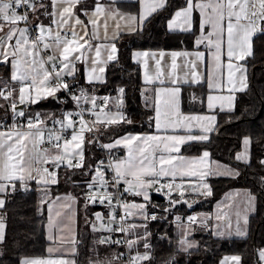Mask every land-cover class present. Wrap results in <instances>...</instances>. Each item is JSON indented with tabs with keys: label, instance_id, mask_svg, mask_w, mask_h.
I'll return each mask as SVG.
<instances>
[{
	"label": "snow or ice",
	"instance_id": "1",
	"mask_svg": "<svg viewBox=\"0 0 264 264\" xmlns=\"http://www.w3.org/2000/svg\"><path fill=\"white\" fill-rule=\"evenodd\" d=\"M81 0H51V6L53 11L47 13L53 17L52 23L56 26L55 30L51 26L37 25L38 34L33 39L30 37L29 28L27 22L29 20V11L35 12L38 7L43 8V4L37 5L36 0H0V62L7 63L11 58V80L18 81L20 87L18 89V102L19 104L25 103H37L41 99L55 96V94L61 89L68 90L69 85L63 82V74L73 76L75 73V63L82 59L87 60L85 51L92 49V44L88 37L87 26L76 15V6ZM141 11L139 13V22L143 23L149 16L157 12L159 9L165 7L166 0H140ZM27 9L22 13L18 10ZM195 9L200 13V28L201 36L197 38L196 44L207 42L209 49L211 50L213 70L209 79L210 88H220V77L223 75L221 69L223 68L222 57H227V85L230 87L228 91H236V79L240 74L241 89L246 87L244 83L245 77L243 73L245 71L241 61H244L247 56L252 54V42L254 36L259 33H264V29L261 28V24H264V0H186V6L177 10L173 18L169 21L168 27L170 29L180 28L181 30H191L192 26V13ZM88 15L87 13H85ZM105 17V34L107 33V19L125 20L129 31H134L133 25L137 22V16L122 15L118 9H106V7L97 2L93 12L90 14L89 23L93 28H97L99 24V18ZM21 23L25 26L20 27ZM80 26L83 29L84 34L80 35L76 31V27ZM210 27V31L204 33L205 27ZM119 29V24H117ZM63 32V35L61 34ZM93 38H97V33H92ZM226 45V52H225ZM41 47L44 50L52 49L55 47L58 50L59 70L58 65L54 63L57 59L56 55H49L45 60L40 55ZM117 49L115 44H112L109 50L108 60L116 59L115 53ZM149 53H135L136 57L148 56ZM153 56L155 54H152ZM161 57L164 53H160ZM189 56L195 55L196 60H202L204 53L196 52L190 53H178L173 52L172 69L173 74L177 67L175 58L177 56ZM101 48L95 47V58L92 60L94 65L88 75L89 82L93 80H99L100 76L96 75L97 68L95 65L100 63ZM47 64L52 65V71L46 67ZM146 64V62H145ZM159 68L160 61H156ZM191 67L195 69V62H190ZM104 69L99 68V72L103 73ZM160 73H157L159 77ZM193 79L197 77L195 71L192 72ZM53 79L56 80L55 85H52ZM146 80L151 78L146 74ZM52 85V86H50ZM7 84L4 88H0V97L4 100H8L13 96L15 89L7 90ZM123 92V89H120ZM179 88H160L157 89L156 95V116L155 127L158 133L162 134H141L132 135L128 134L120 139H117L114 144H106L103 147L112 149L118 145H122L127 150V155L124 158L110 161L107 165L114 175L112 177L113 187H118L123 182L127 187L126 192H131L136 196H143L145 201L149 200V189L153 186L160 184L161 177H171L173 181L177 177H196L199 179V184H191L190 187L193 192H200L204 190V195H211V189L207 183L204 182L205 177L212 174L210 171L201 170L200 165L204 164L205 159L209 156L208 152H204L199 158H186L179 155L181 146L188 141L194 140H207L206 133L210 132L212 128L210 125L214 122V116H183L179 111ZM73 99L79 103V101L89 100V97L82 89L80 96H73ZM91 103L93 109L90 111L96 117L92 121L91 125L84 119L83 112L76 113L80 117L79 119V131H73L70 139L63 140L62 137L53 130H48L47 133L44 130V121L40 119L39 114H36L35 120L29 119L25 126H17L14 124L12 128L7 131H0V193L6 191L7 187L11 185L15 188V182L20 181L22 184L30 180H36L38 184L48 185L49 183L55 184L56 173L49 172L47 167H36L34 164L49 162L59 167L61 163L66 161L68 167L80 168L83 165V143L84 133L86 131L91 132L93 128L99 131L98 125L103 124L105 126L116 125L120 122L131 123L127 120L122 113H110L101 108L99 112L95 111L96 98L91 97ZM105 103L108 101V97L103 98ZM234 97L232 95H209L208 96V108L212 109L216 103L220 104L223 109L227 104L229 110L232 108V101ZM2 107V105H0ZM12 110L15 112L17 103L13 101L11 104ZM19 116H24L25 113L20 111L17 113ZM73 113L68 112L64 114L63 120H57L55 123H59L62 129L74 128L75 121L72 119ZM196 122V126H199L204 135H179L175 134L176 129L186 128L191 129L193 127L192 122ZM172 129L173 134H168V130ZM49 142H53V148L58 153L57 155H48V149L43 150V158L37 155L35 149L38 145L44 143L45 136ZM31 142L32 150H29L28 144ZM245 145L244 153L238 154L237 159H246L248 146L251 141L249 138H245L243 141ZM67 158V159H66ZM73 158H78L77 162L73 164ZM264 164V161H261ZM103 164V162H101ZM33 172L36 175H33ZM225 175L233 174L231 170L226 169L223 173ZM94 181H97L101 187L105 190L108 185V181L105 179V173L102 168L96 169V176ZM94 185L90 184L89 188H93ZM185 185L182 183H169L166 185H160L157 191L161 189H167V193L170 195L173 190L179 191L181 197L184 195ZM89 200L95 202L99 200L100 203H104L105 200L111 202L113 200V194L105 191L103 195L89 194ZM60 198L58 197L57 200ZM44 201H42L43 203ZM180 201H172L171 203H179ZM5 201L0 199V207L4 206ZM117 203H121L117 200ZM65 208H70L68 204L63 205ZM122 207L125 211V217H121V221H124L127 216H133L137 210L141 213L145 212V204L137 203H123ZM52 206L49 205V211L51 213ZM60 212H56V216H60ZM237 216V234L245 235L239 228V221L241 213L236 212ZM97 220H101L102 217L99 213L96 214ZM147 219V216L145 215ZM157 217L152 216L151 219L155 220ZM210 217L204 216L199 220V223L206 224ZM115 216L110 217L111 221H115ZM180 218L177 217V220ZM215 219L218 222H224L227 226L231 227V217L227 212H218ZM246 222V216L244 217ZM198 218L196 216H189V226L196 223ZM55 224L51 215L49 217L50 232L48 239L54 241V237L51 233V228ZM102 228L108 231H128L137 227L136 225H128L126 227H118L116 229L109 228L107 225L102 224ZM219 228V224L217 225ZM5 225L2 218H0V241L4 240ZM95 230V229H94ZM216 235L224 236L225 232L217 231ZM63 243V241H61ZM75 243V241H72ZM98 243H119V241H112L110 238H101ZM128 246L131 248L136 241H127ZM181 243H188L186 240H182ZM192 245L188 243V247ZM145 248L149 245L145 244ZM186 250V249H185ZM48 253L53 254L60 251L59 248L49 247ZM259 257L264 260V249H260ZM72 252H75V248H72ZM118 259V257H114ZM148 253L143 255L137 253L132 257L130 264H141V262L149 260ZM231 260L234 264H240L241 258L239 256L226 257L221 264H227ZM21 264H75L74 261H69L62 257H55L50 255L48 258H24L21 260ZM99 264V262H97ZM110 264V262H109Z\"/></svg>",
	"mask_w": 264,
	"mask_h": 264
},
{
	"label": "trees",
	"instance_id": "2",
	"mask_svg": "<svg viewBox=\"0 0 264 264\" xmlns=\"http://www.w3.org/2000/svg\"><path fill=\"white\" fill-rule=\"evenodd\" d=\"M37 5L44 7L38 11H30V16L37 25L41 20H50L51 3L49 0H36ZM93 0H86V6H91ZM138 9V3L134 4ZM186 6V0H166L165 7L153 13L145 21L142 29L134 32H123L116 40L118 56L110 61L106 68V80L102 83H87L84 80L82 67L74 77H67L70 87L85 90L87 96L97 97L98 101L105 95L120 94L124 101L123 110L131 123L120 122L116 125L99 127L100 137L110 142L116 137L128 132H148L153 127V107L144 101L142 94L145 84L142 81L141 67L132 59L135 49H191L196 47L197 17L195 28L191 32H174L168 29V21L174 12ZM38 14V16H37ZM250 84L240 92L237 102L231 110L216 109L217 123L210 139L205 142L185 144L183 153L199 154L208 150L215 163H229L238 171V175L226 177L212 173L209 178L211 195H200L193 207L174 194L172 198L180 201L169 211L170 198L154 191L150 196L148 209L155 210L158 217L151 221L150 247L151 258L145 264H157L163 261L168 264H220L223 256L237 255L240 264H261L258 248L264 246V33H257L253 38V52L247 59ZM81 66V65H80ZM11 60L0 63V88L11 80ZM123 89V92H120ZM6 91V89H5ZM208 89L206 85L185 86L182 91V109L189 113L211 112L206 104ZM0 119L11 123L14 112L9 103L0 97ZM22 118L27 124L30 118L39 114L46 124L62 120L67 111H73L71 103H64L61 92L55 97H47L37 103L24 106ZM251 140V159L249 162L237 160L235 155L242 147V140ZM114 158L121 154L114 150ZM104 153L97 146L96 140L88 136L84 149L83 165L80 168L68 167L62 164L57 167V183L38 184L37 181L22 184L16 182L15 188L5 195V203L0 207V217L5 224L4 240L0 241V264H21L25 256H43L48 254V237L46 223L48 221V202L63 193L71 194L77 201L78 219V249L75 254V264H109L118 257L121 247L114 249V243H95L89 224L97 221L94 213L98 209L86 203V189L94 181L96 169L103 168ZM106 175V174H105ZM231 188H246L257 197L256 211L248 218V234L243 237H222L215 235L203 225L194 229L191 239L198 241V247L181 250L177 245V229L175 215L186 217L192 211L212 209L216 200ZM133 194L126 195V202L138 199ZM42 201H44L42 203ZM154 201L158 205L154 204ZM171 206V205H170ZM167 213V217L164 216ZM111 238L109 231L99 235ZM111 264V263H110Z\"/></svg>",
	"mask_w": 264,
	"mask_h": 264
},
{
	"label": "crops",
	"instance_id": "3",
	"mask_svg": "<svg viewBox=\"0 0 264 264\" xmlns=\"http://www.w3.org/2000/svg\"><path fill=\"white\" fill-rule=\"evenodd\" d=\"M49 1L51 3V0H49ZM97 2L103 4L106 7V9H109V10H111L113 8L118 9L119 12L122 15H125L126 17L128 15L137 16V22L133 25V27L135 28L134 31L142 29L145 21L149 18L148 17L143 23L139 22L138 18H139V13L141 11L140 0H93V3L91 6H86V4H85L86 0H81V2L76 6L75 11H76V15L79 16V18L84 22V25L87 26V31L89 34L87 38L90 40V43L92 44V49L85 51V56L88 58L87 60L82 59L81 61L75 63V69L76 70H75V73L73 76H68L66 73L63 74V82L66 81L67 77L76 76L78 71H79V67H82L85 82H87V83H102V82H104L106 80L107 64L110 61H113V60H108V55H109V50H110L111 45L115 44V47L117 49L115 56L117 58L118 47L116 44V40L118 39L119 35L123 32H134V31H129L128 26L126 24V21L120 20L119 18H117L115 20L111 19V18L107 19V33L106 34H105V29H104L105 17L99 18V24H98L97 28L94 29L92 24L89 23V18H90V14L93 12ZM136 2L138 3V9L137 10H135L136 7L134 6V4ZM38 9H40V7H38L36 11H38ZM51 9L53 11L52 6H51ZM179 9H181V8H179ZM179 9H177V10H179ZM18 11H20V10H18ZM175 12H174V14H175ZM85 13H87L88 15H86ZM174 14H173V16H174ZM37 16H38V14H37ZM173 16L169 19V21L173 18ZM196 17H197V26H198L197 34H196V40H197V38L201 36V28H200L201 17H200V13H199L198 9H195L192 13L191 30H181L180 28L170 29L169 27H168V29L170 31H174V32H191L195 28V18ZM52 20H53V17L51 16L50 20H41L37 25L42 24L45 26H51L53 28V30H55L56 26L52 23ZM169 21H168V23H169ZM117 24H119V29H117ZM24 26L25 25L23 23H21L20 27H24ZM167 26H168V24H167ZM76 31L80 35L84 34L83 29L80 26L76 27ZM94 31L97 33V38L92 37V33ZM208 31H210V27L206 26L204 29V33H207ZM96 46H100V48H101V56L99 58L100 63L98 65H95V67L97 68L96 75H99L100 79L99 80H93L92 82H89L88 75H89L90 69L94 66L92 64V60L95 58V47ZM47 52H48V56L49 55H56L57 56V59L54 61V63H56L58 65L57 70H59V67H61V65L59 64L58 50L55 47H53L52 49H47ZM138 52L149 53V55L136 57L135 53H138ZM173 52H178V53H185L186 52V53H190V54H194L196 52H202V53H204V58L202 60L197 61L195 55L177 56L175 58L177 67H176L174 74H173V69L171 67L172 61H173V57L171 56V53H173ZM225 52H226V45H225ZM252 52H253V42H252ZM160 53H164V55L161 57ZM152 54H155V55L153 56ZM248 57L249 56H247L244 61L240 62L241 64H243V67L245 69L243 76L245 77L244 83L246 84V87H244L243 90H240L242 85L240 82V74H238L237 79H236V91L230 93L228 91V88L230 86L227 85V67H226L227 57H226V55H224L222 57V62L224 65L223 68L221 69V72L223 75L220 77V83L222 86L220 88H215V89L209 87V79H210V75H211L212 70H213V64H212L211 50L209 49L207 42L201 43L200 45H197L196 47L191 48V49H135L132 52V59L134 62L138 63L141 67L142 81L145 84V92H144V94H142V96H143L142 98L144 99V101L149 102V104L152 105V107H153V127H154V129L152 131H148V132H128V133L122 134V135L116 137L114 140H112L113 141L112 144H114L117 139H120L121 137H124L128 134H132V135L162 134V133H158V130L155 127V116H156L155 108H156L157 89L174 88V87L179 88V96H178L179 111L183 116H214L215 117L214 122H212V124L210 125L212 130L210 132L206 133V135L208 136L207 140H209L211 133L214 131V129L216 127V123H217V113L214 112V110H216V109L229 110V108H228L227 104H225V107L222 109L220 107V104L217 102L214 108L209 109L211 112H203V113L184 112L182 109L183 87L206 85V87L208 89L207 96H206L207 106H208V96L209 95H224V96L232 95L234 97V100L232 101V108L231 109H233L236 105L238 94L240 92L245 91L250 84L248 67H247V63H246ZM9 60H11V58H9ZM157 60L160 61L159 68L157 67V64H156ZM145 62H146V64H145ZM190 62H195V64H196L195 69H193L191 67ZM0 63H2V62H0ZM46 67L49 69V67H52V65L47 64ZM101 67L104 69L103 73L99 72V68H101ZM193 71H195L197 73V77L195 79H193V76H192ZM158 72L160 73L159 77H157ZM146 74L151 78L150 80L145 79ZM55 83L56 82L52 81V85H55ZM52 85H50V86H52ZM7 86H8L7 87L8 89H15L16 90L12 97L14 98L13 101H15L17 103V105H19L18 89L20 87V83L18 81H13L11 83H8ZM91 97L92 96H89V100H87V101L84 100L85 102L89 103L90 108L92 106L91 99H90ZM95 98H96V102H97L98 98L97 97H95ZM7 102L9 103V106L12 104L10 99L7 100ZM27 104H29V103H27ZM103 104H104V102L102 103V105ZM24 105H26V103ZM17 113L18 112H16L14 114L11 122H14L17 119V117H16V116H18ZM93 118H94V116H93ZM2 122H0V123H2ZM192 124H193V127L190 130L186 129V128L176 129L175 134H179V135L191 134V135H195V136L205 134L202 132V130L199 126H196L195 121H193ZM79 127L80 126L78 123V124L74 125V128H68V129H76L75 131L78 132ZM7 130H0V131H7ZM72 134H73V131H71L68 139L71 138ZM168 134H173V130L169 129ZM87 139H88V135L86 133H84L83 155H84V149H85V144H86ZM63 140H67V139H62L61 144L63 143ZM207 140L188 141L185 144H188L191 142H205ZM53 143L47 147H42L41 144L38 145L35 149L37 155L42 157L44 149L49 150L48 154H56L57 155L58 153L53 148ZM184 145L181 146V150H180L179 155H182L186 158H193V157L199 158L203 155L204 152H208L209 156L205 159L204 164L200 165V168H201V170L210 171L211 173H214V166L216 163L213 161V159L211 157V153L208 150H203L199 154H186V153H183ZM28 147H29V150H32L31 142H29ZM111 150H113V151L116 150V151H119L121 153L119 155V157H117L116 159L124 158L127 155V150L122 145H118V146L112 148ZM263 161H264V159H263ZM62 164L67 165L66 162L61 163L60 165H62ZM33 167L34 168H36V167L42 168V165H41V163H38V164H34ZM33 175H36V173L33 172ZM211 175L212 174L205 177V180H204V182L207 183L209 187H210L209 178ZM161 178H166V179L172 181V183H182L186 186L185 190H184L183 197L180 196L179 191L173 190L170 195L169 194L164 195L168 199L172 198V196L174 194H177L180 197V199H179L180 201L185 200L190 207H193L194 204L196 203V199H198V196L204 195L203 189H201L200 192H193L190 187H187L189 185V183H191V184H199L200 183L199 179L196 177H183V178L177 177L175 179V181H173L171 177H161ZM32 181H36V180H30V181H27L26 183L28 184ZM16 182H20V181H16ZM16 182H15V184H16ZM26 183H24V184H26ZM160 185H162V184H160ZM160 185H155V186H153V188H155V187L157 188ZM124 186L127 187L125 184H124ZM12 189H13V187L11 185H9L5 192L0 193V199L5 200V195L7 194V192H9ZM149 190L152 191V188ZM131 194H133V193H131ZM226 194L217 203H220L221 201H223V199L226 197ZM133 196H136V195L133 194ZM204 196H206V195H204ZM58 197L60 198L59 200H57ZM229 197L231 199V209L228 211H225V212H227L228 215L231 217V227H230L231 230L229 232L230 235L227 237H243V236H246L248 234V218L251 214H253L256 211L257 197L255 194H252L251 192H249V190H247L246 188H238L237 190H231ZM149 200H150V196H149ZM130 201H135V200H130ZM65 204H68L71 207L70 208L63 207V205H65ZM49 205L52 206L51 213L49 211ZM47 208H48V221H47V225H46L47 237L49 236V232H50V225H49L50 215H51L52 219L55 221V224L51 228V233L54 237V241L48 239V241H49L48 248L54 247V248L60 249V251L57 253H53V254L48 253V254L55 256V257L64 258L67 255L74 254V252H72V248H75V253H76L77 249H78V219H79V209H78V204H77L76 199L71 194L63 193V194L57 195L56 197L51 199L48 202ZM149 211H150V209L147 208L146 213L144 215H142V218L144 220L152 221V219L147 216V213ZM211 211L213 212L214 209H212ZM237 211H239L241 213V218L239 221V228L241 231H243L245 233V235H238L237 234V227H238L237 216H236ZM56 212H60L61 215L57 217ZM203 212L204 211L195 210V211H192L190 213V214H192V216H196L198 218V220L196 222L197 225H203L204 226V224L199 223V220L201 218H203V215L205 214ZM145 215L147 216V219L145 218ZM245 216H246V222L244 219ZM175 221H178L177 218L175 219ZM194 224H192L191 226H194ZM224 226L228 227L226 223H224ZM210 231H211V229H210ZM143 234H144V236H146V239L144 238V241L146 242V244H150L149 243V234L150 233L148 231H144ZM178 236H179V239H177V241H179L181 238H183L182 236H180L179 232H178ZM191 236H189V238H188L189 240H190ZM222 237H226V236H222ZM73 240L75 241V243L72 242ZM61 241H63V243ZM260 249H264V246L258 248V250H260ZM258 250H257V256H258L261 264H264V260H261L259 257V251ZM145 253H148L149 256H151L150 245L148 248H145L144 251L139 252V254H141V255H143ZM136 255H137V253H133V257ZM232 256H237V255L227 254V255L223 256L221 261H220V264L222 261L225 260L226 257H232ZM147 261L148 260L143 261V262H141V264H145V262H147ZM116 264H121V262L119 261ZM165 264H168V263H165ZM227 264H234V262L229 260L227 262Z\"/></svg>",
	"mask_w": 264,
	"mask_h": 264
},
{
	"label": "built area",
	"instance_id": "4",
	"mask_svg": "<svg viewBox=\"0 0 264 264\" xmlns=\"http://www.w3.org/2000/svg\"><path fill=\"white\" fill-rule=\"evenodd\" d=\"M26 10L27 9H20V12L22 13L23 11H26ZM27 26L29 28L30 37L34 39L36 37V35L38 34V32H37L36 25L30 16V11H29V20L27 22ZM261 28L264 29V24H261ZM61 34L63 35V32ZM40 53H41V56L46 60L47 56H48L47 50H44L41 47ZM57 69H58V67H57ZM49 71H52V67H49ZM53 82H56V80L53 79ZM64 83H67V82L65 81ZM81 90H78L75 87L69 86L68 90L61 89L60 92L62 94L63 102L64 103H71L74 107V109L72 111L74 115L72 118L75 120V122H76L75 124H78L79 119H80V117L78 115H75V114L83 112L85 121H87L89 123V125H91L92 119H93V114L91 113V111H89L90 110L89 103L85 102L83 99L81 101H79V103H78L77 101H75L73 99V96H80ZM85 93H86V91H85ZM103 102H104L103 100H99V103L102 104ZM30 119H32V118H30ZM33 120H35V119H33ZM14 124L17 126V128H20V126H25V128H26V124L24 123L23 119L19 117L14 122H11V123H5V122L0 123V130L10 129V128H12V126ZM43 127H44V130L46 133L48 130H53L56 133L60 134L62 139H68L71 131L76 130V129H62V126L59 123H49V124L44 125ZM85 133L88 136H91L96 140L97 146L99 148H101V150L104 153V155L102 157V162H103L102 165H103V168H104L105 174H106L105 179L108 181V185H107L106 190L104 187H101L99 185V183H93L94 187L91 189L88 187L86 189V192L84 193L86 203L89 205H92V206H96L98 208L95 211L94 215L97 212H100L102 219L99 221H101L102 223H104V224L112 223V229H116V228L121 227V226L127 228V223L129 221H131L133 219V217L127 216L124 221H121L120 218L125 217V211H124V208L122 207V204L126 202L125 201L126 195L131 194V192L125 191L126 187L124 186V184L122 182L120 183V185L118 187H113L112 177L114 175V172L110 168L107 167V165L109 164L110 161L115 160L113 150L103 147V145L108 144V142H105L100 137V134L96 130V128H93V130L91 132L86 131ZM53 142H49L47 139V136H46L44 143H42L41 145H42V147H47V146H50ZM46 167L51 172L56 168L55 164H53V163L46 164ZM159 179H160V184H162V185L172 183V181H170L166 178H159ZM160 184H158V185H160ZM105 191L113 194L114 198L111 202H109L108 200H105L104 203H100L99 200L93 202V201L89 200V198H88L90 193L96 194V195H103V194H105ZM117 200H119L121 203L118 204ZM112 215H114L116 218L114 222L110 220V217ZM147 216L149 218H151L152 216L158 217V213H156L155 210H150L147 213ZM109 234H110V237L112 238V241H119V243H114V245L120 246L122 249L121 252H119V254H118V259L121 262V264H130V261L133 257V253H132V250L128 246V243H127V241H129L128 232L127 231H124V232L109 231Z\"/></svg>",
	"mask_w": 264,
	"mask_h": 264
},
{
	"label": "rangeland",
	"instance_id": "5",
	"mask_svg": "<svg viewBox=\"0 0 264 264\" xmlns=\"http://www.w3.org/2000/svg\"><path fill=\"white\" fill-rule=\"evenodd\" d=\"M41 55V53H40ZM7 90H11V89H6ZM104 97H108V101L107 103H105L104 101V104H100L98 103L99 101L96 102V108H95V111L99 112V110L101 108H105L106 111L110 112V113H116V112H120L123 114V116L126 117V113L124 112L123 110V107H124V101H123V98L120 94H112V95H105L103 96ZM11 100V102L13 103V100L14 98L13 97H10L9 98ZM8 99V100H9ZM104 100V99H103ZM7 101V100H5ZM93 109V105L91 106L90 110ZM25 109H19L17 110V112H20V111H23L24 112ZM115 110V111H114ZM117 110V111H116ZM68 112H71L73 113L72 111H67L66 113ZM92 113V112H91ZM94 116V115H93ZM64 119V118H63ZM62 119V120H63ZM73 119V118H72ZM96 119V117L94 116V118L92 119V121H94ZM74 120V119H73ZM75 121V120H74ZM0 122H2V120L0 119ZM102 126V124L98 125V127ZM246 138V137H245ZM244 138V139H245ZM249 138V137H247ZM244 139L242 140V147L241 149L236 153L235 157L237 159V155L238 154H241V153H244L245 151V145L243 143ZM250 139V138H249ZM114 140V139H113ZM251 141V140H250ZM112 140L110 142H108V144H112ZM50 156H54L56 154H48ZM43 158V156L41 157V159ZM67 159V158H66ZM77 159L78 158H73V164H75L77 162ZM251 159V143L250 145L248 146V151H247V157L246 159H240V161H243V162H249ZM116 160V159H115ZM238 160V159H237ZM66 162V161H65ZM51 163V162H49ZM42 165V168L43 167H46V164H43L41 163ZM228 169V170H231V172L233 174L231 175H225L223 174L225 172V170ZM56 174H57V168H55L53 170ZM52 171V172H53ZM51 172V171H49ZM214 173L216 175H222V176H226V177H233V176H236L238 175V171L235 167H233L231 164L229 163H222V162H217L214 166ZM160 187V186H159ZM157 187V188H159ZM157 188L155 187L154 188V191L155 192H158L160 193L161 195H167V190L166 189H161L160 191H157ZM238 188H231L229 190H227L224 195L226 194V197L223 199V201H221L220 203H217L222 197H224V195L219 198L218 200H216L212 206V209H214V211L212 212L210 209H207V210H204L203 213H205L203 215V217L206 215L208 217H210L208 220H207V223L204 224V229H208L216 235V232L217 231H223L225 232V235L224 236H229V232L231 230V228L229 227H226L224 226V222H218L215 217L217 215L218 212L222 213V212H225V211H228L231 209V199H230V191L231 190H237ZM149 191V196L152 195V192L150 190ZM139 198L136 199L135 201H127V203H137V204H145L146 205V209L148 208V204L151 203L152 201L148 200V201H145L143 199V196H138ZM170 202H169V206L166 208L167 211H169L170 209H172V207H176L178 205V203H171L172 201H177L176 199L174 198H170L169 199ZM217 203V204H216ZM154 204L155 205H158L157 202L154 201ZM171 205V206H170ZM215 207V208H214ZM146 209H145V212L144 213H141L137 210H133L136 212L135 215H133V220L129 221L127 223V226L128 225H136L137 227L135 228H132L130 230H128V237H129V241H136V243L131 247V250H132V253H139V252H142L144 251L145 247L144 245L146 244V242L144 241V238L146 239V236H144L143 232L144 231H148L150 234H149V240H150V235H151V231H150V227H151V221L149 220H144L142 218V215H144L146 213ZM100 214V212H97ZM96 213V214H97ZM234 213V212H233ZM95 214V216H96ZM101 215V214H100ZM167 217V213L164 215ZM189 216H192V214H188L186 217H184L182 214H176L175 215V219L177 217H179L180 219L178 221H174V224H175V227L177 229V235H178V232L180 233V236H182L183 238H181L180 240H186L188 243H190L192 246L191 247H188V243H181V241H177V245L178 247L181 249V250H189V249H193V248H196L198 247V241L197 240H194V239H191L190 240L188 239L189 236L193 235L194 233V229L198 226L197 223H193L194 226H189V221H188V217ZM97 219V217H96ZM182 222V223H181ZM104 224L102 223L101 221H95L94 223L92 224H89L91 230H92V237H93V240L95 241V243H98L99 241V235L103 232H108V230H106L105 228H102L101 225ZM219 224V228L217 227V225ZM47 225V223H46ZM104 225H107L109 228H112V223H109V224H104ZM95 229V230H94ZM112 240V238H110ZM150 243V242H149ZM150 245V244H148ZM120 246H114V249H118ZM75 252L74 254H71V255H67L65 256L64 258L69 260V261H74L75 262ZM50 255L49 254H46V255H43V256H25L23 257L22 259L24 258H48ZM152 256V255H151ZM150 256V258H151ZM21 259V260H22ZM119 262V259H113L110 261L111 264H116ZM149 263H152L153 261H150V259L148 260ZM157 264H165V262L163 261H160L159 263Z\"/></svg>",
	"mask_w": 264,
	"mask_h": 264
},
{
	"label": "water",
	"instance_id": "6",
	"mask_svg": "<svg viewBox=\"0 0 264 264\" xmlns=\"http://www.w3.org/2000/svg\"><path fill=\"white\" fill-rule=\"evenodd\" d=\"M53 97H55V96H53ZM24 106H25L24 104H19V105H17V108L16 109H23ZM103 238H107V237L105 236Z\"/></svg>",
	"mask_w": 264,
	"mask_h": 264
}]
</instances>
